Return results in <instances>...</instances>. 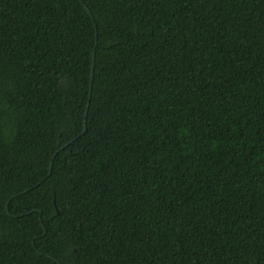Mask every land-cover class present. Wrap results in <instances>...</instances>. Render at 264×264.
<instances>
[{
	"label": "trees",
	"instance_id": "16d2710c",
	"mask_svg": "<svg viewBox=\"0 0 264 264\" xmlns=\"http://www.w3.org/2000/svg\"><path fill=\"white\" fill-rule=\"evenodd\" d=\"M0 264H264V0H0Z\"/></svg>",
	"mask_w": 264,
	"mask_h": 264
},
{
	"label": "water",
	"instance_id": "95a60500",
	"mask_svg": "<svg viewBox=\"0 0 264 264\" xmlns=\"http://www.w3.org/2000/svg\"><path fill=\"white\" fill-rule=\"evenodd\" d=\"M86 9V8H85ZM86 11L88 12V10L86 9ZM88 14H89V12H88ZM90 15V14H89ZM92 56H93V54H92ZM92 60H93V57H92ZM91 76H92V74H91ZM86 107H87V104H86ZM86 109L87 108H85V111H84V118H85V116H86ZM84 126V125H83ZM83 133V132H82ZM54 157V155L52 156V158ZM49 172H50V164H49Z\"/></svg>",
	"mask_w": 264,
	"mask_h": 264
}]
</instances>
